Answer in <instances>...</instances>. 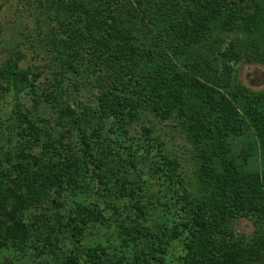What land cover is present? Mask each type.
I'll use <instances>...</instances> for the list:
<instances>
[{"label":"trees","instance_id":"obj_1","mask_svg":"<svg viewBox=\"0 0 264 264\" xmlns=\"http://www.w3.org/2000/svg\"><path fill=\"white\" fill-rule=\"evenodd\" d=\"M56 7L82 23L68 38L72 46L63 43L68 53L87 55L91 65L80 74V66L67 59L60 63L65 77L53 72L43 80L29 70L21 73L16 61L0 72L1 79L30 90L35 110L27 115L45 126L38 154L35 148L14 155L0 149V248H23L41 225L50 226L53 194L76 174L72 133L89 164V137L82 132L98 135L95 112L55 108L72 83L75 92L94 91L97 108L112 110L125 130L140 123L164 152L153 123L172 122L182 132L181 147L193 168L191 182L178 173L175 181L192 236L183 264H264V92L239 85L235 69L264 64V0H59ZM29 128L30 141H39L40 129ZM166 161L183 172L174 158ZM238 219L250 220L254 231L237 234ZM67 223L70 255L59 253L50 233L41 236L42 250L58 264H79L80 231L71 219ZM133 235L142 248L130 260L90 257L87 264H159L149 228L139 224Z\"/></svg>","mask_w":264,"mask_h":264},{"label":"rangeland","instance_id":"obj_2","mask_svg":"<svg viewBox=\"0 0 264 264\" xmlns=\"http://www.w3.org/2000/svg\"><path fill=\"white\" fill-rule=\"evenodd\" d=\"M58 1L0 0V72L6 70L7 64L16 61L21 73L29 70L31 75L40 74V80H43L51 79L53 72L65 77L60 63L67 59L80 66V74L85 71L82 69L85 64L91 65L86 61L87 55L80 56L79 52L68 53L66 50L72 46L68 38L74 37L73 30L82 23L77 18L69 20L68 14L57 10ZM102 3L104 7L105 3ZM54 40L59 41L56 49L50 48ZM88 65L86 68L89 69ZM235 69L239 85L249 92H264V64L245 62ZM30 77L28 75L27 79ZM75 79L81 81V77L75 76ZM87 88L75 92L70 83L55 108L67 105L80 112L84 109L95 112L98 135L91 138L87 130L82 132L89 137V164L82 162L78 136L72 133L68 145L77 159L76 174H72L58 193L53 194L54 204L48 213L50 226L41 225L37 231L39 235L32 236L23 248L11 245L0 248V264H58L44 253L40 239L43 233H50L59 253L70 255L73 244L67 219H71L80 231L83 254L79 264H87L90 257L108 263L130 260L135 253L141 252V244L133 235L139 224L147 226L155 236L154 244L161 259L159 264H183L189 255L192 236L186 228L189 221L178 198L181 189L176 187L175 181L178 173L191 182L193 168L187 161L189 155L181 147L182 132L172 122L153 123L155 135L164 141V152L151 141L153 133L144 132L140 123L133 126L134 130H125L119 116H114L112 110L98 109L97 95L95 98V92ZM29 95L30 90L19 82L11 84L0 77V149L12 155L28 148H35L38 154L45 141V126L28 117V113L35 110ZM31 125L41 130H38L41 138L37 142L30 141ZM167 158H174L178 166L182 164L183 172L169 165ZM95 165L101 168L98 170ZM132 195L137 197L141 206L142 220L132 206L135 201ZM233 228L237 234L246 236L254 231L252 222L247 219L236 220Z\"/></svg>","mask_w":264,"mask_h":264}]
</instances>
